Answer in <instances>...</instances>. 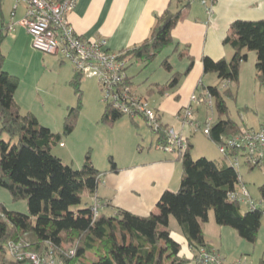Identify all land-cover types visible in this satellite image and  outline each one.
Wrapping results in <instances>:
<instances>
[{"label": "trees", "instance_id": "obj_1", "mask_svg": "<svg viewBox=\"0 0 264 264\" xmlns=\"http://www.w3.org/2000/svg\"><path fill=\"white\" fill-rule=\"evenodd\" d=\"M181 18V11L170 9L156 16L149 39L121 52L128 64L148 66L166 48L173 46L172 31ZM6 27L5 19L0 18V45L5 39ZM224 44L234 50L230 62L203 58L205 73L217 74L221 84H226L225 88L206 89L213 97V111L218 114L209 136L217 146L224 145L240 130V125L229 117L226 98L236 100L240 69L247 61V52L256 53V80L264 86V20L234 22ZM179 57H184L183 52ZM189 61L187 70L181 74L173 73L169 60L165 59L162 66L172 73V77L165 85L149 88L148 94L152 95L156 90L163 95L174 90L191 71L194 60L189 57ZM4 64L5 56L0 52V187L7 189L14 201H26L30 215L8 211L0 204V264H30L26 260L10 259L8 245L11 242L21 243L26 252L42 258L52 254L64 264H189L190 260L180 255V244L171 236L170 218L175 217L178 221L188 247L196 256L203 248L214 251L205 241L202 229V223L209 220L210 210L214 211L219 226L234 229L241 239L251 244L257 242L264 208L248 211L241 204L228 200V194L239 185V173L229 164L230 155L238 154L236 150H230L221 162L206 158L194 160L190 148L184 153L179 152L183 166L180 188L177 192H165L156 212L147 217H138L122 209L114 216L100 211L95 217L94 205L72 211L73 206L82 203L85 192L92 196L96 194L103 174L93 166L89 156L83 168L76 170L52 152L61 142L62 135L69 136L74 132L81 103L70 108L62 135L54 134L42 126L34 114H22L15 99L20 81L4 71ZM82 78L81 74L75 73L70 81L80 97ZM128 85L134 95L147 99L136 92L129 75ZM123 116L106 106L103 122L113 125ZM161 117V125L154 132L158 146L165 148L169 145L167 130L170 125ZM143 119L152 128L147 119ZM2 135L8 140H3ZM112 171H117L115 164ZM260 191L264 202V186ZM72 250L75 255H71ZM89 253L95 257L90 263L87 261Z\"/></svg>", "mask_w": 264, "mask_h": 264}, {"label": "crops", "instance_id": "obj_2", "mask_svg": "<svg viewBox=\"0 0 264 264\" xmlns=\"http://www.w3.org/2000/svg\"><path fill=\"white\" fill-rule=\"evenodd\" d=\"M167 9L173 12L181 11L182 18L172 31L174 45L170 47L173 48V52L165 59L177 55V67L180 68V71L175 72L173 70V73L183 74L190 64L189 57H191L194 60L191 71L182 78L174 90L163 95L156 90L152 95H149V88H154L155 85H165L170 79L164 84L156 83L148 86L144 93H140L136 89L133 77L128 75L132 78L134 88L139 95L152 98L153 101L150 99L148 102L152 108L163 116V121L170 126L177 124V128L181 130L182 127L177 116L185 107L189 106L191 97L194 94H200V88L204 92L209 87H223L217 74L205 73L203 58L208 57L214 61L226 60L230 62L234 56V50L226 46L224 40L230 33L231 25L239 20L253 22L264 20V0H217L212 15H209L199 2L190 0H77L75 9L68 15V20L75 32L83 39H103L107 42L110 51L122 52L141 45L149 39L156 24V16L163 14ZM23 12L24 10L20 16L21 18ZM1 18L3 17L1 16ZM10 21L11 18L6 21L7 25ZM5 32L6 30L4 31V41H9V47L6 48L4 54L5 60H9L10 55L13 53L20 56L25 50L31 51L37 55L41 63L43 62L45 71L56 70L59 78L63 75L67 82L72 80L75 75L72 64L70 68L67 62L62 61L59 57L54 59L52 56L37 54L39 52L34 51L32 48V39L24 28L18 27L14 36H6ZM181 52H183V58L179 57ZM255 62L257 63L256 60ZM246 63L247 61L241 65L239 87L243 80ZM171 66L172 69L175 66L173 61ZM170 74L172 77V73ZM254 79L258 83L256 70ZM39 85L35 83L30 87L29 92L22 96H19V90H17L15 99L22 114L32 113L37 116L39 123L43 124L42 126L51 127V125L40 120L39 114L41 111H37V104L45 109L46 97L48 99L50 88ZM46 88H48L47 91ZM193 107L196 120L204 121L208 115L205 106L194 104ZM245 108L248 109L247 106ZM69 109L68 104H64L62 100H59L53 113L62 116L64 119ZM229 117L231 118L230 113ZM241 122L236 123L240 126L244 125L255 129V127L247 124L243 118H241ZM186 130H184V133ZM188 143L191 149L190 140H188ZM57 157L62 158L60 155ZM117 166L116 172L109 169L105 170L106 173L104 174L100 171L103 174L100 177L97 192L94 196L88 192L84 193L93 200L91 205L96 202L101 204L102 202L103 206L100 211L107 216H114L118 209H122L138 217H147L156 212V206L165 192H177L180 188L183 175L182 161L179 160L176 153L171 154L161 151L158 144L156 152L148 151L146 159L141 162L131 161ZM0 204L2 203L0 202ZM207 223H211L210 218ZM207 223H202V229L205 241L212 246L213 250L227 264H246L245 261L247 262V260L242 261L241 258L236 260L230 257V254H221L220 247H216L219 245H216L214 240L207 234ZM171 236L180 244L181 250L184 244L188 248L186 256L181 253L182 251L180 255L189 259L190 263L196 264L195 253L188 247L185 236L183 235L186 241V243L184 241V244L183 240L181 241L179 238L176 240L172 231ZM261 264H264V260H261Z\"/></svg>", "mask_w": 264, "mask_h": 264}, {"label": "rangeland", "instance_id": "obj_3", "mask_svg": "<svg viewBox=\"0 0 264 264\" xmlns=\"http://www.w3.org/2000/svg\"><path fill=\"white\" fill-rule=\"evenodd\" d=\"M14 5V0H3L0 9V18L2 16L8 21L11 18L10 14ZM22 11L21 6L17 14L18 16L15 18L16 20H20ZM7 47H9V41L5 40L0 45V52L3 55ZM34 51L36 50L34 49ZM172 52V47L166 48L148 66L136 63L129 65L127 73L133 77L138 92L144 93L148 86L156 83L164 84L171 78V74L164 69L162 63ZM37 54L41 56H52L54 59L59 57L42 52ZM247 55L248 59L245 64L243 80L241 86L236 91V100L226 98V101L230 109V116L234 121L242 123L241 118H243L247 124L259 130L264 129L261 128L264 127V86L256 83L254 79L256 70L255 60L257 61L256 53L250 51ZM170 59H172L175 65L173 66V70L175 72L180 71V68L177 67V55L173 58H168L169 61ZM172 61L169 62L171 65ZM67 65L70 68L72 67L69 62H67ZM8 70L11 75L18 77L20 81L18 89L19 96L26 95L30 87L35 85V83L40 84L39 86L41 87L48 86L50 88V93L48 92L49 96L47 95L48 99L46 97L45 109H43V106L37 104V111H41L39 114L40 120L51 125V127L44 126L48 127L54 134L62 135L64 121L69 112H67L64 119L62 116L53 113L57 108L59 100H62L64 104H68L70 108H75L81 103V112L74 132L69 136L62 135L61 142L54 146L52 150L55 156H62L61 159H63L62 161L65 165H69L76 170L82 169L89 156L93 166L105 174V170H112L113 164L118 167V164L121 166L131 161L139 163L146 159L148 151L152 153L156 152L157 134L142 116H138L135 119L129 116H123L113 125L103 122V115L107 105L104 102L105 93L96 79L82 78V94L80 97L75 93L70 82H67L63 78V75L59 78L56 70L45 71L43 62L41 63L37 55L26 50L20 56L19 54L13 53L10 55L9 60H5L4 71L9 72ZM150 99L153 101L151 97H147V100L150 101ZM217 117L218 114L214 113L215 120ZM161 118L163 121V116ZM171 127L175 128L176 131L180 130V128H177V124ZM186 129L183 138L190 140L192 144L190 151L194 160L201 158H206L210 161L222 160L223 156L219 152L217 145L206 137L202 130L190 129V127ZM1 138L8 140L6 135H2ZM238 173L242 176L243 182L256 204L263 202L260 188L264 186V170L260 168L250 170L242 164ZM0 202L8 211L30 215L27 202L14 201L10 192L3 187H0ZM92 202L93 200L84 194L82 203L78 206H73L71 210L79 211L85 209ZM244 208L246 209V207ZM209 218L211 223L206 224L207 234L214 240L216 245H219L216 247H220L221 254H230V257L236 260L239 258L242 261L247 260V262L245 261L246 264H261V260H264V216L258 240L255 244L241 239L234 229L227 226H219L216 223L213 210L209 211ZM170 229L176 240L179 238L181 241L183 240L182 242L184 244L185 238L180 231L178 221L175 217H171L170 219ZM181 251L185 256L188 254L186 244H184ZM94 259L95 257L92 254H87V261L89 263Z\"/></svg>", "mask_w": 264, "mask_h": 264}, {"label": "built area", "instance_id": "obj_4", "mask_svg": "<svg viewBox=\"0 0 264 264\" xmlns=\"http://www.w3.org/2000/svg\"><path fill=\"white\" fill-rule=\"evenodd\" d=\"M3 0H0V6ZM199 2L209 15L213 14L217 0H192ZM15 5L10 14L11 21L6 28V36H14L18 27L24 28L32 39V46L36 51L44 54L59 56L64 62L72 64L75 73L89 79H96L105 93L104 102L125 116L136 118L142 116L151 124L153 131L161 125L160 114L152 108L147 99L133 94L128 85V60L121 52H112L108 49L105 40H85L71 26L68 15L77 4L76 0L56 2L55 0H14ZM22 6L23 17L15 21L16 15ZM229 84V83H227ZM223 84L222 88H225ZM202 92V91H201ZM194 94L189 106L185 107L177 116L181 130L169 126L167 130L169 145L159 149L171 153H184L190 148L188 140L183 138L187 127L202 130L209 138L214 118L213 97L208 91ZM203 96V97H200ZM202 98V99H201ZM204 105L208 115L204 121H197L193 105ZM187 140V141H186ZM223 157L229 155L230 150L238 154L230 155L229 164L238 172L242 164L250 168L264 170V129H253L241 125L239 133L232 136L224 145L217 146ZM228 200L237 202L248 211H255L264 207V202L256 204L243 184L239 174V185L228 194ZM102 206L94 204L95 217ZM8 255L14 261H29L30 264H64L52 254L42 258L36 254L26 252L21 243H10ZM75 255V251H71ZM196 264H227L216 252L201 249L195 256Z\"/></svg>", "mask_w": 264, "mask_h": 264}]
</instances>
